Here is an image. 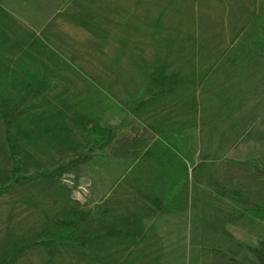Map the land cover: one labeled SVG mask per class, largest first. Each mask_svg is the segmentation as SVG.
<instances>
[{
  "label": "rangeland",
  "instance_id": "374dc122",
  "mask_svg": "<svg viewBox=\"0 0 264 264\" xmlns=\"http://www.w3.org/2000/svg\"><path fill=\"white\" fill-rule=\"evenodd\" d=\"M257 17L264 0H0V264L253 260L264 219L214 186L264 203ZM134 124L153 143L113 156Z\"/></svg>",
  "mask_w": 264,
  "mask_h": 264
},
{
  "label": "trees",
  "instance_id": "16d2710c",
  "mask_svg": "<svg viewBox=\"0 0 264 264\" xmlns=\"http://www.w3.org/2000/svg\"><path fill=\"white\" fill-rule=\"evenodd\" d=\"M264 33V21L256 18ZM160 83L151 81L146 84L141 93L128 99L123 105V111L130 114L138 110L142 105L156 98L159 94ZM110 95L111 91L106 90ZM155 130L148 125L134 124L128 132L121 133L111 146L113 156L140 158L153 143ZM258 176L264 180V170L258 171ZM217 186V185H216ZM214 191L229 200L239 204L244 211L264 219V203H254L250 191L242 184L235 182L226 187H216ZM1 187V186H0ZM14 188V183L8 187H1L0 191L8 192ZM253 260H240L232 252L219 247H203L200 264H264V242L257 248H253Z\"/></svg>",
  "mask_w": 264,
  "mask_h": 264
},
{
  "label": "crops",
  "instance_id": "0c3cea01",
  "mask_svg": "<svg viewBox=\"0 0 264 264\" xmlns=\"http://www.w3.org/2000/svg\"><path fill=\"white\" fill-rule=\"evenodd\" d=\"M151 127V126H150ZM151 146V145H150Z\"/></svg>",
  "mask_w": 264,
  "mask_h": 264
}]
</instances>
